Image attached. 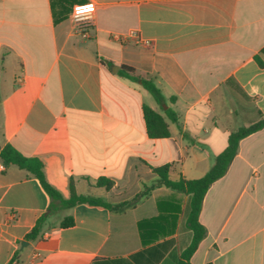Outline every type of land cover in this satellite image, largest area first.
I'll use <instances>...</instances> for the list:
<instances>
[{"label": "crops", "instance_id": "0c3cea01", "mask_svg": "<svg viewBox=\"0 0 264 264\" xmlns=\"http://www.w3.org/2000/svg\"><path fill=\"white\" fill-rule=\"evenodd\" d=\"M89 1L94 26L82 38L71 12ZM130 75L175 97L162 105L178 116L166 120L167 137L148 135L143 105L163 112ZM259 113L264 0H0V147L40 159L63 198L72 180L78 194L129 202L77 204L27 239L50 199L30 172L0 158V264H264V127L238 141L207 189L205 233L188 257L190 195L151 187L163 164L171 179L202 177L229 133ZM66 216L73 224L61 226Z\"/></svg>", "mask_w": 264, "mask_h": 264}, {"label": "trees", "instance_id": "16d2710c", "mask_svg": "<svg viewBox=\"0 0 264 264\" xmlns=\"http://www.w3.org/2000/svg\"><path fill=\"white\" fill-rule=\"evenodd\" d=\"M122 68H125L130 72L133 71V68L129 66L122 65ZM129 78L133 81L139 82L141 86L150 93L163 112V114H161L149 106L143 105V118L146 123L148 135L152 138L167 137L169 135V130L166 120L177 122L178 116L172 108L167 107L163 109L162 105L165 104L167 100H174L175 97L171 96L167 99L151 78H144L136 75H130ZM231 81L232 80H228L230 83ZM232 84L234 88L240 92V94L247 97V95L236 83L233 82ZM262 127H264V114L259 113V117L255 121L250 122L248 125H241L236 130L230 132L226 147L214 158L211 168L200 178L185 179L184 177H179L178 179H171L169 177V164H163L152 168L153 172L157 175V179L151 187L155 185H164L173 190L190 195L188 227L191 230L192 238L190 244L184 252V256L188 257L194 251L199 240L205 233L203 227L198 222V213L201 207L202 199L210 184L225 174L236 153L238 141L242 137ZM0 158L6 164H15L18 167L26 169L30 172L38 179L41 187L50 199L46 211L36 220L32 229L26 234L27 239H36L40 237L42 234V228L47 220L59 216L62 210L73 207L77 204H86L109 209H121L129 204V202H123L112 205L98 197L78 194L74 189L72 180H70L69 184L70 196L68 198H63L60 192L46 181L43 173V164L40 159L36 157L24 156L10 144L0 147ZM96 185L104 186L106 189H109L112 185V181L105 177H99L96 181ZM151 187H146L141 193L137 194L133 200H136L138 197L144 195ZM72 224L73 220L70 216L63 217L60 222L61 226H70ZM12 262L13 261H11V263Z\"/></svg>", "mask_w": 264, "mask_h": 264}, {"label": "built area", "instance_id": "2783aa9c", "mask_svg": "<svg viewBox=\"0 0 264 264\" xmlns=\"http://www.w3.org/2000/svg\"><path fill=\"white\" fill-rule=\"evenodd\" d=\"M90 4L93 5V9H94L93 11L77 13L75 10L76 6L88 7ZM94 13H95V4L92 1L81 3V4H75L72 8L71 20L75 26L77 33L82 38H89L91 36V29L94 26ZM128 35L138 38V32L134 29L130 30ZM1 170H2V167L0 165V171ZM38 255H39L38 252L33 253L34 257H37ZM11 264H15V262H12Z\"/></svg>", "mask_w": 264, "mask_h": 264}, {"label": "clouds", "instance_id": "9594fccd", "mask_svg": "<svg viewBox=\"0 0 264 264\" xmlns=\"http://www.w3.org/2000/svg\"><path fill=\"white\" fill-rule=\"evenodd\" d=\"M76 12L77 13H83V12H90V11H93V5H89L88 7H85V6H76Z\"/></svg>", "mask_w": 264, "mask_h": 264}]
</instances>
